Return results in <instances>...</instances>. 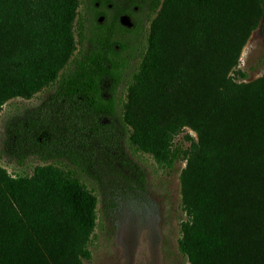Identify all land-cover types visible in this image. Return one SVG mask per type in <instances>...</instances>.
I'll return each instance as SVG.
<instances>
[{
    "label": "trees",
    "instance_id": "trees-1",
    "mask_svg": "<svg viewBox=\"0 0 264 264\" xmlns=\"http://www.w3.org/2000/svg\"><path fill=\"white\" fill-rule=\"evenodd\" d=\"M77 8L0 0V107L55 85L8 127L16 163L61 160L91 178L108 160L130 172L119 146L127 132L159 166L184 162L177 249L188 264H264V73L244 82L236 69L250 32L264 40V0H89V46L61 75ZM135 59L118 120L116 92ZM185 128L194 138L182 148L173 140ZM95 206L69 170L10 176L0 166V264L88 260Z\"/></svg>",
    "mask_w": 264,
    "mask_h": 264
},
{
    "label": "rangeland",
    "instance_id": "rangeland-1",
    "mask_svg": "<svg viewBox=\"0 0 264 264\" xmlns=\"http://www.w3.org/2000/svg\"><path fill=\"white\" fill-rule=\"evenodd\" d=\"M88 3L89 0H78L77 16L73 23L76 49L61 75L71 70L74 60L89 46L87 38L91 17L87 10ZM78 32L81 36L77 35ZM138 63L139 59L132 61L131 68L117 89L115 111L118 120L125 99V80L135 71ZM236 69L245 74L244 82L253 81L264 73V40L259 27L248 35ZM235 80L240 81L237 77ZM54 88L55 85H49L28 100L13 98L0 107V166L10 176H29L33 167L52 164L71 171L94 195L95 226L82 246L88 251L89 259H81V264H188L177 249L181 235L179 225L185 219L180 209L182 160L176 161L171 169L161 167L151 155L130 148L127 132H123L119 136V146L132 166L130 172L109 164L108 160H99L95 166L96 174L91 178L61 160L40 161L31 156L22 165L16 163L5 146L8 127L41 106L52 95ZM185 135L194 138V134L185 128L173 143L186 147Z\"/></svg>",
    "mask_w": 264,
    "mask_h": 264
}]
</instances>
